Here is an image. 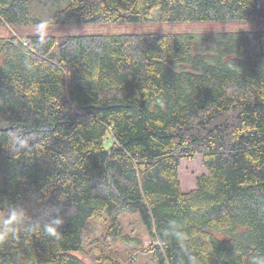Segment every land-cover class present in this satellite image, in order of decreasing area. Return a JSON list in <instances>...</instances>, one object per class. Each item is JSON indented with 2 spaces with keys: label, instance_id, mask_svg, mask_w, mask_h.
Listing matches in <instances>:
<instances>
[{
  "label": "trees",
  "instance_id": "trees-1",
  "mask_svg": "<svg viewBox=\"0 0 264 264\" xmlns=\"http://www.w3.org/2000/svg\"><path fill=\"white\" fill-rule=\"evenodd\" d=\"M49 18L51 30L257 28L44 41L20 31ZM0 27V204L64 222L59 240L21 230L0 264H90L94 220L118 242L124 215L140 218L155 264H264V0H0ZM196 155L205 173L183 192L180 163Z\"/></svg>",
  "mask_w": 264,
  "mask_h": 264
},
{
  "label": "rangeland",
  "instance_id": "rangeland-1",
  "mask_svg": "<svg viewBox=\"0 0 264 264\" xmlns=\"http://www.w3.org/2000/svg\"><path fill=\"white\" fill-rule=\"evenodd\" d=\"M257 28L254 21L242 23L199 22V23H140L126 25L106 24H73L65 28L51 30L56 37L68 35H122V34H194L215 35L220 33H239L252 31ZM23 34H39L36 27L21 28ZM7 29L0 27V36H6ZM202 157L196 155L191 160L183 159L178 169L181 190H192L196 179L205 172ZM125 240L114 242L105 239L104 221L94 220L90 232H94L84 247V260L90 264H98L97 256H107L111 261L105 264H155L151 255L144 253V242H150L146 230L138 215H124L120 218ZM90 233V234H91Z\"/></svg>",
  "mask_w": 264,
  "mask_h": 264
},
{
  "label": "clouds",
  "instance_id": "clouds-1",
  "mask_svg": "<svg viewBox=\"0 0 264 264\" xmlns=\"http://www.w3.org/2000/svg\"><path fill=\"white\" fill-rule=\"evenodd\" d=\"M52 19H44L36 25L41 41H44L49 29L53 26ZM50 212H45V216H50ZM60 218H51L41 225L39 222H31L27 214V209L22 204L5 201L0 204V247L8 244L11 240L17 239L21 230L31 233H39L42 229L45 236L59 240L61 233L58 229L63 225Z\"/></svg>",
  "mask_w": 264,
  "mask_h": 264
},
{
  "label": "built area",
  "instance_id": "built-area-1",
  "mask_svg": "<svg viewBox=\"0 0 264 264\" xmlns=\"http://www.w3.org/2000/svg\"><path fill=\"white\" fill-rule=\"evenodd\" d=\"M143 244H144V246L147 247V246L150 244V242H146V241H145Z\"/></svg>",
  "mask_w": 264,
  "mask_h": 264
},
{
  "label": "crops",
  "instance_id": "crops-1",
  "mask_svg": "<svg viewBox=\"0 0 264 264\" xmlns=\"http://www.w3.org/2000/svg\"><path fill=\"white\" fill-rule=\"evenodd\" d=\"M204 173H205V172H204ZM195 186H196V185H195ZM181 188H182V186H181ZM194 188H195V187H194ZM182 191H183V192H189L190 190H189V191H187V190H185V189H184V190H182Z\"/></svg>",
  "mask_w": 264,
  "mask_h": 264
}]
</instances>
